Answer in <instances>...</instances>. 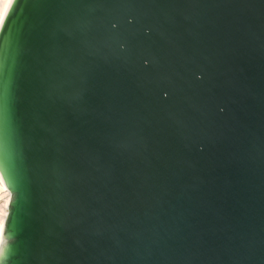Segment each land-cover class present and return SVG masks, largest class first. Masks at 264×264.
I'll use <instances>...</instances> for the list:
<instances>
[{
	"label": "water",
	"instance_id": "95a60500",
	"mask_svg": "<svg viewBox=\"0 0 264 264\" xmlns=\"http://www.w3.org/2000/svg\"><path fill=\"white\" fill-rule=\"evenodd\" d=\"M0 264H264V0H8Z\"/></svg>",
	"mask_w": 264,
	"mask_h": 264
},
{
	"label": "bare ground",
	"instance_id": "6f19581e",
	"mask_svg": "<svg viewBox=\"0 0 264 264\" xmlns=\"http://www.w3.org/2000/svg\"><path fill=\"white\" fill-rule=\"evenodd\" d=\"M8 0H0V18L7 5ZM11 201V192L0 182V240L3 232V226L8 214V208Z\"/></svg>",
	"mask_w": 264,
	"mask_h": 264
}]
</instances>
